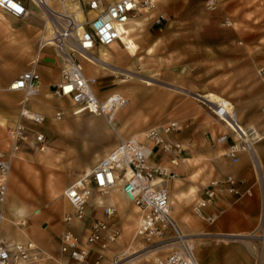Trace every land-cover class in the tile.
I'll return each instance as SVG.
<instances>
[{
    "label": "built area",
    "instance_id": "obj_1",
    "mask_svg": "<svg viewBox=\"0 0 264 264\" xmlns=\"http://www.w3.org/2000/svg\"><path fill=\"white\" fill-rule=\"evenodd\" d=\"M201 2L210 11L216 7L218 0ZM260 3L264 6V0ZM79 4L80 11L84 8L86 14L94 11L93 14L83 16L80 21L72 14H53L51 44H47L48 40L43 39L41 34L37 48L51 47L60 63L59 80L52 96L69 100L73 115L82 111L100 115L106 125L111 126L116 113L128 101L118 91L99 98L94 90L96 79L83 73L80 60L89 62L85 55L96 60L93 51L97 47L119 42L120 27L126 26L127 21L139 12L148 13L155 4L153 0H79ZM0 10L18 19L29 14L19 0H0ZM150 18L153 25L160 26L165 15L156 11ZM223 22L230 23L229 18L224 17ZM256 70L259 75L264 73V65ZM38 86L39 75L33 65L18 73L6 86L7 90L20 92L22 97L14 122L5 129L4 146L0 149V220L4 216L10 169L17 155L21 151L41 152L46 149L44 134L34 128L42 125L46 117L27 106L28 101L38 94ZM220 100L216 104L201 101L224 126L213 138H208L210 146L225 143V152L232 162L238 160L240 152L247 151L251 162L257 166L253 148L264 137V122L261 125L244 123L238 118L234 105L223 97ZM259 110L264 113V99ZM62 115L60 108H54L52 119L58 121ZM183 127L178 120L167 121L147 128L143 139L169 156V164L176 163L183 148L173 135ZM148 154L149 148L143 141L134 136L123 138L118 135L115 145L105 156L87 173L79 174L62 189L61 198L68 210L61 215L64 227L57 237V251L65 257L66 264H140L142 259H139L148 251L154 252L151 264H198L192 243L181 233L170 215L164 182L173 179L175 174L165 165H149ZM157 178L161 181L156 182ZM237 181L232 174L211 180L200 198L192 202L191 213L211 223L213 217L203 215L202 210L214 199L220 186L229 192H237ZM116 186H119L123 199L137 208V223L130 235V242L134 241L139 246L135 254L124 255L121 252L107 255L121 231L116 220L117 210L115 204L91 203L93 192L96 196L105 197ZM97 207L98 216L93 217ZM259 215L255 228L244 236L257 240L250 249L252 264H264V212L260 211ZM84 221H87L86 225H82ZM23 223L21 221L20 225ZM78 223L81 225L76 228ZM52 260L30 239L10 244L0 239V264H34L39 261L51 264Z\"/></svg>",
    "mask_w": 264,
    "mask_h": 264
},
{
    "label": "rangeland",
    "instance_id": "obj_2",
    "mask_svg": "<svg viewBox=\"0 0 264 264\" xmlns=\"http://www.w3.org/2000/svg\"><path fill=\"white\" fill-rule=\"evenodd\" d=\"M153 1L155 6L151 11L139 12L133 18L139 22L132 33L133 41L138 46L135 57L130 58L123 50H109L108 47H97L93 54L100 56V49H104L109 53L108 59L117 62L119 67L133 72L140 71L154 82L146 85L136 77L111 74L84 60H80V64L85 75L103 74L96 81L102 97L109 90L115 89L127 98L126 88L130 85L161 89L165 93L161 95V99L172 105L175 100H180L178 102H181L183 109L178 114L183 115L176 119H180L184 125L181 131L185 132V138L188 139L183 144L190 162L194 163V158L190 157L194 156V134L198 136L196 143L199 147H207L208 134H217V120L197 97L166 85L198 94L208 91L217 93L233 103L242 122L260 125L264 121V113L259 110L264 99V73L259 75L256 69L264 65V6L260 0H218L216 7L209 11L203 7L201 0ZM62 3H78V10L81 8L79 0H61V3L59 0H48L50 7L58 13H75L73 8ZM28 10V20L38 25L36 38L39 39L41 34H45L46 38L50 26L43 28L44 16L40 8L28 0ZM156 11L165 15L160 26L151 23L150 16ZM80 12L82 17L88 15L84 8ZM226 16L230 23L223 22ZM9 18L14 24L18 22ZM30 21L28 25L21 24V28L30 29ZM10 23L5 25L0 22V80L12 79L27 67V60L31 59L30 56L17 52L15 36L8 35L7 31H13L19 25ZM43 52L52 54V49L45 48ZM2 54L5 56L1 59ZM55 62H59L56 57ZM120 78L125 81L120 82ZM220 99L215 98L214 101H221ZM29 101L42 108V114L46 117L42 125L34 126L46 138V151H21L11 166L8 182L14 179L18 192L22 194L21 208L26 210L24 215L29 213V217L32 216L43 224L42 227L47 225L48 228H56L51 231H55L52 239L56 238L57 241L59 232L64 227L61 215L68 210L61 198L62 189L105 156L115 145L119 133L115 121L114 131L100 115L85 111L73 115V108L67 99L56 98L51 94L47 100H41L37 94ZM57 107L63 111V115L60 120L54 121L52 112ZM196 108L199 113L194 118ZM126 110L127 107L121 109L119 115L125 114ZM218 123L220 130H223L222 123ZM194 124H198L196 132ZM217 159L219 163V157ZM118 188L119 186L114 187L111 192ZM133 208L137 211L133 204L121 198V206L118 208L120 217H116L122 230L121 236L110 250H121L126 246L123 250L133 252L139 247L136 242H130V235L136 224L131 222V226L123 228V224L131 220L124 216L128 213L134 215L131 212ZM97 216L96 208L93 217ZM191 243L195 254L194 242ZM51 248L55 249L54 243L49 249ZM249 255L251 257L250 251ZM195 257L197 259L196 254ZM140 264H151V257L142 259Z\"/></svg>",
    "mask_w": 264,
    "mask_h": 264
},
{
    "label": "crops",
    "instance_id": "obj_3",
    "mask_svg": "<svg viewBox=\"0 0 264 264\" xmlns=\"http://www.w3.org/2000/svg\"><path fill=\"white\" fill-rule=\"evenodd\" d=\"M19 1L28 9V0ZM9 17L10 16L0 10V22L2 24L5 23V25H9V23L12 22L13 25H19V28L15 27L13 31L8 30L7 33L8 35L15 36L18 44L17 52L26 57H31L29 61L27 60V67L22 71L28 69L31 65L34 66L35 71L39 75L38 95L41 100H47L59 80L60 63L55 62V54L51 47L44 46L41 49L37 48V24L28 20L27 16L19 19L14 18L18 21L14 24ZM28 21H30V29L21 28V24H27ZM138 23L137 20L130 18L126 26L120 27L119 29V42L109 45L108 49L123 50L128 57H135L138 46L133 41L132 33L136 30ZM45 48H51L52 54H44L43 50ZM99 52L100 56L97 57L98 59H103L102 63L98 62L94 65L89 61L90 64L98 67L99 70H108L111 74L114 73L113 70L115 68H118L117 70L122 72L126 70L130 71L127 68L119 67L117 62L109 60L108 51L100 49ZM6 55L9 54L6 53ZM2 56L5 55L2 54L1 59ZM136 72L142 77H133H136L144 84L148 85L154 82L153 79L140 73V71ZM115 73L121 75L118 72ZM102 76L103 74L99 76L93 75L92 77L97 81V78ZM12 79L3 78L0 80V149L4 146V131L6 127L14 122L22 97L20 92L6 89V86ZM119 81L123 82L125 80L120 79ZM166 86L176 91L190 94L193 97L195 96L199 101L212 104H216L214 101L215 98H221L217 93L214 94L209 91L198 94L181 87ZM94 90L99 98L105 97L112 91H117L111 89L102 97V93L96 86V83L94 85ZM162 94L165 93L161 89L148 86L128 85V88H126V99L128 101L125 106L127 107L126 113L120 116L119 110L114 119L119 135L123 138L134 136L143 141L149 148L147 158L148 164L151 166L165 165L176 174V177L164 182V187L168 194L170 215L174 223L183 233L192 235V241L196 249L195 254L200 264H252V256L250 257L249 251L257 240L256 238H245L244 236L257 225L260 218V211L262 214L264 212V137L254 144L253 149L258 162L256 166L251 162L247 151L240 152L238 160L232 162L228 159L225 152V143H218L217 146L213 147L208 143L206 144L207 147L204 146L200 148L199 144L196 143L198 142V136L194 134V156H190L191 159L194 158V163H192L189 160V154L183 144L188 138H185V132L179 131L173 135V138L182 144L183 151L179 154L176 163L169 164V156L161 153L157 148L151 147L149 144L145 143L143 139V133L147 128L158 126L171 120L179 121L180 119L176 118L183 115L182 113L180 115L178 114L179 111L183 109L181 102H178L180 100H175V104L172 105L167 103L165 99H161ZM228 103H231L230 100H228ZM27 104L32 110L40 113L43 112L42 108L31 104L30 101H28ZM231 104L233 105V103ZM198 113V109H194V118ZM156 121L157 124H155ZM218 121L219 120H217V133L221 131ZM113 125L114 122L111 125L112 127H109L114 130ZM197 129L198 124H194V132H196ZM214 136L215 133L210 132L208 134V138H213ZM44 151H46V149ZM90 169L91 168L85 169V172L87 173ZM230 174L238 179V191L229 192L225 188L221 189L220 186V189L216 191L214 199L202 210L203 215L213 217L212 222H204L201 218L194 216L190 211L191 204L193 201L200 198L203 189L207 187L208 183L213 179H220V176ZM160 181V179H156V182ZM92 195H95L91 201L93 204H95V202L115 204L117 216L120 217L118 208L121 206V198L123 197L119 188L117 191H113L105 197L96 196L94 192ZM22 199V194L18 192L14 179H10L7 187L4 216L3 219L0 220V239L8 244L30 239L53 259L50 262L51 264H66L67 260L65 257L58 254L56 238L52 239L55 231L51 230L56 228L51 229L48 228L47 225L42 227L43 224L38 223L37 219H34L32 216L29 217V213L24 215L26 210L21 208ZM97 209L99 210V207H97ZM131 210H133L131 212L134 213V215L128 213L124 216L125 219L129 218L131 220L130 222L126 221V223L123 224V228L129 225L131 226V222L137 223V211H135L134 208ZM21 221H24L22 225H20ZM38 224L40 225L39 227ZM86 224L87 221L82 223V225ZM79 225L81 224H75L76 228ZM53 243L55 244V249L51 248L50 250L49 248ZM125 247L126 246H123L122 249ZM34 264H45V262L39 261Z\"/></svg>",
    "mask_w": 264,
    "mask_h": 264
},
{
    "label": "bare ground",
    "instance_id": "obj_4",
    "mask_svg": "<svg viewBox=\"0 0 264 264\" xmlns=\"http://www.w3.org/2000/svg\"><path fill=\"white\" fill-rule=\"evenodd\" d=\"M30 1H32V3H34L36 6H38L39 8H40V10H41V12L43 13V16H44V23H43V28L45 29L46 27H49L50 26V28H49V34L47 35V37L46 38H44V35L45 34H43V39H45V40H48V43L47 44H51V40H49L50 39V36H51V16L53 15V14H59L56 10H54L53 8H51L50 7V5L48 4V0H30ZM64 1V0H63ZM64 6H68V7H70V8H73V10L75 11V13L73 14V16H74V18L77 20V21H80L81 19H82V15L80 14L81 12H80V10H78L79 8H78V6H77V4L76 3H69V4H64V3H62ZM64 12V11H63ZM93 12L94 11H88V15L90 16L91 14H93ZM129 21V20H128ZM127 21V22H128ZM127 32V31H126ZM125 32V33H126ZM43 33V32H42ZM118 37H120V33H119V36ZM113 44V43H112ZM112 44H110V45H112ZM86 56V58L87 59H89V61L92 63V64H94V65H96L98 62L99 63H102L103 62V59L101 60V59H98V57L95 55V58H96V60H93V59H91L88 55H85ZM105 63V62H104ZM118 68H115L113 71H114V73L115 72H118V73H120V74H124V75H130V76H139L138 74H137V72L136 73H133V72H130V71H119V70H117ZM142 77V76H141ZM121 79V78H120ZM119 79V80H120ZM122 80V79H121ZM112 125V124H111ZM45 150V149H44ZM158 179V178H157ZM116 210H117V208H116ZM122 231V230H121ZM121 231H120V233H119V236H118V238L116 239V241L118 242V240H119V238H120V236H121ZM184 235V234H183ZM190 242L193 240V237H192V235H184ZM116 242V243H117ZM138 248V247H137ZM137 251H139L138 249L137 250H135V251H133V252H129L128 251V249H125V250H120V251H117V250H110V249H108V251H107V253H108V255H110V254H112V253H121V252H123L124 253V255H128V254H132V253H137ZM154 252H145L142 256H141V258L142 259H148L149 257H151V259H152V257H153V254ZM145 256V257H144Z\"/></svg>",
    "mask_w": 264,
    "mask_h": 264
}]
</instances>
